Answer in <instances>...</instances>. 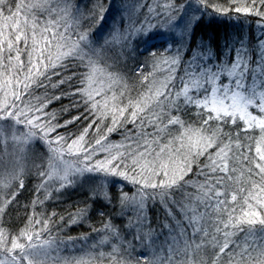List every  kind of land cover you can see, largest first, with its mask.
<instances>
[{"label":"snow or ice","instance_id":"obj_1","mask_svg":"<svg viewBox=\"0 0 264 264\" xmlns=\"http://www.w3.org/2000/svg\"><path fill=\"white\" fill-rule=\"evenodd\" d=\"M139 7L0 0V264H264V0ZM218 17L236 22L222 44L195 37ZM153 31L168 38L129 68ZM29 188H83L85 206L38 216L37 197L10 222ZM93 213L83 255L52 257L53 230Z\"/></svg>","mask_w":264,"mask_h":264},{"label":"trees","instance_id":"obj_2","mask_svg":"<svg viewBox=\"0 0 264 264\" xmlns=\"http://www.w3.org/2000/svg\"><path fill=\"white\" fill-rule=\"evenodd\" d=\"M80 2L91 6L95 3V0H80ZM129 2L132 4L141 5V7H139V9L137 10L136 15H143L147 13L149 5L155 7L157 3H163L164 0H129ZM105 3H107V0H105ZM106 21L107 24L110 25L111 20L107 14ZM235 23L236 22L234 20L228 19L226 17H218L215 21H212L209 18H205L203 23L198 25L195 29V37H199L201 35L205 36V38L215 37L216 43L222 44L225 35L234 31L233 26ZM104 24L105 22H102V25ZM253 30H255V27ZM167 38V36L156 34L155 31L149 32L146 36L138 37L134 42V48L136 49V52L132 53V57L134 58H128V67H136L140 61H143L144 56L147 55V52L151 50L152 47L160 45ZM144 71L145 74H148L153 70L150 67H146ZM155 75L157 79H163L164 75H166V68L164 66H161L155 71ZM37 94L39 95L40 93L37 92ZM63 104L69 105L70 102L69 100L65 99L63 101ZM60 106V104L55 105L56 108H59ZM72 115H80V113L72 111L67 113L64 118L70 119ZM82 126L86 125H80L79 123L76 126L70 125L67 129V132H75L77 130V127ZM112 139L118 140L119 137L113 135ZM35 183L36 181L34 180L33 184ZM88 183H91V181H86L85 187H87ZM49 192H51V197L49 199H45V194L43 192L35 193L31 188H29V190H27L21 197H19L15 207L10 209L9 215L6 217V219L12 223L20 224L25 216L31 215V201L36 200L37 197H39L40 200H44L43 207L38 205L35 209L38 216L41 214L50 215L52 212H56L60 216L65 217V219L67 220L70 213L75 212L78 207L82 208L85 206L82 203V201H84L86 197V192L83 188L74 190L68 189L60 195H58L53 188H50ZM89 203H91V201H89ZM157 211L159 213V210ZM159 214L161 215V218H163L162 213ZM114 222L117 224L120 223V221ZM89 225H92L96 228H99L101 226L99 223V218L94 213L89 214V218L86 220L78 221L76 224L67 225L62 229H54L52 232V236L57 239L58 247L51 253V256L54 258H70L72 256L78 257L83 255V252L78 250L82 247L83 242L76 238L83 237L86 234H90L91 228L89 227ZM153 226L155 227V225ZM162 241L163 237H161V242ZM241 242L242 240L237 241V243ZM88 243H91V241H89ZM104 250L107 251V249ZM53 264H56L55 260L53 261Z\"/></svg>","mask_w":264,"mask_h":264},{"label":"rangeland","instance_id":"obj_3","mask_svg":"<svg viewBox=\"0 0 264 264\" xmlns=\"http://www.w3.org/2000/svg\"><path fill=\"white\" fill-rule=\"evenodd\" d=\"M0 146H2V145H0Z\"/></svg>","mask_w":264,"mask_h":264}]
</instances>
